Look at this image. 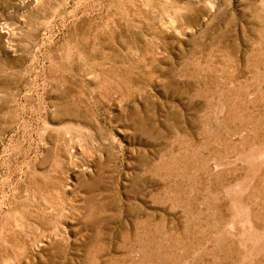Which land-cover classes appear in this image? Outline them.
<instances>
[{
	"label": "rangeland",
	"instance_id": "rangeland-1",
	"mask_svg": "<svg viewBox=\"0 0 264 264\" xmlns=\"http://www.w3.org/2000/svg\"><path fill=\"white\" fill-rule=\"evenodd\" d=\"M0 264H264V0H0Z\"/></svg>",
	"mask_w": 264,
	"mask_h": 264
}]
</instances>
